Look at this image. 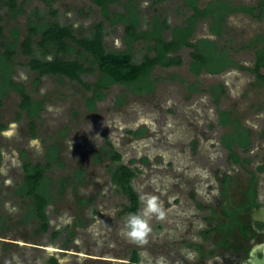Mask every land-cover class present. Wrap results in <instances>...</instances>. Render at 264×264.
I'll return each mask as SVG.
<instances>
[{
    "label": "rangeland",
    "instance_id": "rangeland-1",
    "mask_svg": "<svg viewBox=\"0 0 264 264\" xmlns=\"http://www.w3.org/2000/svg\"><path fill=\"white\" fill-rule=\"evenodd\" d=\"M9 1L0 3L6 37L16 27L22 39L28 17L36 15L72 24L79 34H85L95 21L103 19L93 0H13L15 7L25 8L15 18L10 16ZM207 1L198 0V4L203 7ZM246 1L254 0H230L232 4ZM135 4L140 11L141 28L148 27L147 21L154 11L165 15L171 25L183 23L193 12L183 0H161L155 4L152 0H135ZM111 7L123 10L124 3L120 1ZM210 20L198 19L193 40H216L218 50L224 49L241 67L229 65L215 73H194L188 68L191 48L182 46L181 64L158 65L154 69L153 75L160 78L153 91L136 94L125 85L113 84L93 109L85 102L90 91L75 79L66 77L59 82L53 75H44L35 84V73L28 64L31 55L17 48L12 77L22 82L33 98L45 97V101L41 116L36 118L37 137L30 134L29 119L20 106L17 90L11 89L0 104V208L7 217L2 226L0 221V264H46L51 255L60 264H121L129 260L134 250L139 254L135 264H141L145 251L151 264L161 257L166 264H236L231 250L220 245V233L213 226L221 215L225 175L229 177L226 188L233 201L241 197L252 173L257 175L259 194L264 192V167L258 169L264 157V80L260 81L246 68L253 65L255 47L243 45L264 32V10L261 16L238 11L226 14L221 20V35L210 31ZM106 25L112 29L105 36L108 47H124L122 23ZM133 45L135 60H139L146 51L145 42L134 41ZM32 46L35 48V39ZM32 55L41 57L42 49ZM82 78L94 81L95 73H85ZM194 83L198 89L192 88ZM218 84L222 90L215 102ZM210 86L213 93L205 90ZM226 110L248 130L251 139L246 147L233 144L240 162L232 160L231 151L221 141L223 133L234 129L232 122L223 125L219 121V111ZM143 125L147 132L142 136L129 131ZM62 128L66 133L60 138V157L65 167L54 165L50 173L57 177L71 172L75 166H83L86 183L77 193L68 189L47 206L50 228L41 232L35 220H22L29 198H20L13 191L23 174L20 149H25L33 161L41 159L45 142L53 136L58 138ZM106 140L121 152L123 162L137 167L131 183L139 193V208L142 197L152 195L165 209L163 220L151 221L152 233L143 248L121 234L128 200L105 167L109 158L93 160L92 151ZM131 158L133 161L129 162ZM79 196H92L93 201L81 206L76 201ZM77 214L87 223L76 227L73 240L68 248H63ZM58 229L61 231L54 236L53 231ZM188 252L196 254L194 260L187 259Z\"/></svg>",
    "mask_w": 264,
    "mask_h": 264
},
{
    "label": "trees",
    "instance_id": "trees-1",
    "mask_svg": "<svg viewBox=\"0 0 264 264\" xmlns=\"http://www.w3.org/2000/svg\"><path fill=\"white\" fill-rule=\"evenodd\" d=\"M3 0H0V3ZM52 0H47L50 3ZM100 7L103 19L95 21L88 32L79 34L72 24H62L58 20H51L42 16L28 17L25 28L26 33L21 39L20 29L12 27L10 37L4 33V25L1 23L0 14V104L2 98L11 90H17L21 95L20 106L25 110L29 119V130L32 137H37L36 118L41 116L45 97L33 98L26 89V86L12 77L13 65L17 48L21 47L24 54L31 55L28 61L29 67L35 73L34 83H38L41 76L53 75L59 82L66 77L75 79L90 91L85 95L86 106L93 109L96 101L106 97V90L113 84H122L136 94L151 92L155 89L159 76L153 75L156 66L168 67L181 64L183 57L179 53L182 46L190 47L188 52V68L194 73L203 70L215 73L223 70L229 65L239 66L237 61L231 59L224 49L218 50L219 43L208 37H199L193 40L197 21L200 18H210L209 29L212 33L221 35L223 26L221 20L229 11L244 8L243 5L230 6L228 0H208L203 7H200L198 0H183L185 6L193 9V12L186 16L183 23L171 25L165 15L153 12L147 21L148 27H140V11L135 0H93ZM123 1V10L113 9L111 4ZM161 0H152L155 4ZM10 16L15 18L19 13L25 12L22 5L15 7L13 0L9 1ZM252 10L251 6H246ZM122 23V40L124 47L110 48L105 42V36L112 31L107 25ZM169 31V35H166ZM35 39V48L32 44ZM145 42V52L139 60H135L134 41ZM37 49H42L43 55L33 56ZM258 61L254 71L263 64L264 49L258 52ZM52 57L47 58L46 55ZM85 73H95L94 81H85L82 76ZM264 80V74L258 73ZM174 77V75H172ZM192 88L198 89L194 83ZM213 93V86L205 89ZM222 90L220 84L216 85L214 101L218 102V96ZM221 124L232 122L233 131L221 135V141L232 153V160L241 161L236 153L233 144L236 142L241 147H246L251 139L248 130L239 125V121L229 116V111H219ZM3 127L4 125L1 124ZM135 136L146 134L147 127L141 126L137 130H129ZM60 136L52 137L51 141L45 142L44 152L41 159L31 160L25 149H20L23 161V174L14 187V193L20 198L27 197L29 200L24 204L22 220L24 222L35 220L36 228L45 232L50 228L49 216L46 211L50 203H54L59 197L70 189L77 193L79 187L86 183V170L83 166H75L68 173H61L57 177L50 173L56 165L58 168L65 167V161L60 157V138L66 133V129H60ZM93 160L100 162L109 158L105 163L111 179L118 185V190L125 193L128 202L124 206L126 217L129 213H137L140 208L139 193L133 187L131 178L135 175L137 167L122 161V155L115 148L111 141L106 140L104 144L92 151ZM144 160L146 158H143ZM133 158L129 162H132ZM258 167L261 168V165ZM251 184L256 182V176L252 173ZM227 182V179L224 181ZM81 206H86L93 201L92 196H79L76 200ZM254 201L250 196L249 204ZM5 213L1 212V226L6 221ZM87 220L77 214L68 231L67 238L63 241V248H68L69 243L76 234L77 226L86 225ZM61 230L53 231L56 236ZM224 241V237L219 242ZM136 250L127 262L121 264H135L139 260ZM46 264H60L57 257L51 255Z\"/></svg>",
    "mask_w": 264,
    "mask_h": 264
},
{
    "label": "flooded vegetation",
    "instance_id": "flooded-vegetation-1",
    "mask_svg": "<svg viewBox=\"0 0 264 264\" xmlns=\"http://www.w3.org/2000/svg\"><path fill=\"white\" fill-rule=\"evenodd\" d=\"M228 1L230 6H251L253 9L248 10L244 7L238 10L229 11L227 12V14L238 11L250 15L261 16L264 10V0L246 1L238 4H232L230 0ZM243 45L245 47H255V59L253 65L251 67L247 65L246 68L253 71L256 78L262 81L258 73L264 74V71H262V67L264 66V58L262 59L263 64L260 65L258 73L253 69L258 61V52L264 49V32L257 34L248 43H245ZM237 145L240 146L239 144ZM259 165H261V168L258 167V169L262 170L264 167V157ZM255 176L257 180V175ZM226 179L228 182V175L224 176L223 181H225ZM227 182L223 184L225 190L222 191L224 194V201L221 204V215L216 219L213 229L218 230L220 236L222 238L224 237V241H221L220 245H222L225 249L228 248L231 250L236 264H250L249 257L251 249L257 245H261L262 247H264V222L253 219L251 214L253 207L264 205V192L259 194L257 183L255 182L252 185L251 181H249L241 197L233 201L231 196L228 195L226 187L229 182ZM251 195H253L254 201L251 204L247 205L249 203ZM257 254L259 256H262L263 251L258 250Z\"/></svg>",
    "mask_w": 264,
    "mask_h": 264
},
{
    "label": "clouds",
    "instance_id": "clouds-1",
    "mask_svg": "<svg viewBox=\"0 0 264 264\" xmlns=\"http://www.w3.org/2000/svg\"><path fill=\"white\" fill-rule=\"evenodd\" d=\"M165 209L163 204L156 196L148 195L142 197V207L137 213H129L126 217L121 234L130 243L143 248L149 242V236L152 233L151 221L155 218L163 220L165 217ZM196 254L194 252L187 253V259L194 260ZM151 264L148 253L145 251L142 256L141 264ZM155 264H166L163 257L157 259Z\"/></svg>",
    "mask_w": 264,
    "mask_h": 264
},
{
    "label": "water",
    "instance_id": "water-1",
    "mask_svg": "<svg viewBox=\"0 0 264 264\" xmlns=\"http://www.w3.org/2000/svg\"><path fill=\"white\" fill-rule=\"evenodd\" d=\"M252 217L255 220L264 222V205L252 208ZM263 251V255L259 256L257 251ZM250 264H264V247L261 245L254 246L250 251L249 257Z\"/></svg>",
    "mask_w": 264,
    "mask_h": 264
}]
</instances>
